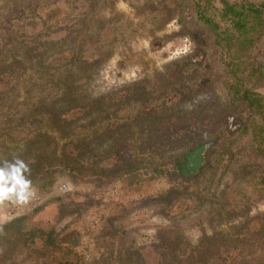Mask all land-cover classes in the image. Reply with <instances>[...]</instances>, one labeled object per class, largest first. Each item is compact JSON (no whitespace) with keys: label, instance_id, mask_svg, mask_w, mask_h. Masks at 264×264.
Here are the masks:
<instances>
[{"label":"rangeland","instance_id":"1","mask_svg":"<svg viewBox=\"0 0 264 264\" xmlns=\"http://www.w3.org/2000/svg\"><path fill=\"white\" fill-rule=\"evenodd\" d=\"M0 264H264V0H0Z\"/></svg>","mask_w":264,"mask_h":264},{"label":"clouds","instance_id":"2","mask_svg":"<svg viewBox=\"0 0 264 264\" xmlns=\"http://www.w3.org/2000/svg\"><path fill=\"white\" fill-rule=\"evenodd\" d=\"M29 176L30 167L25 160L14 158L0 161V204L27 205L36 195V188Z\"/></svg>","mask_w":264,"mask_h":264}]
</instances>
